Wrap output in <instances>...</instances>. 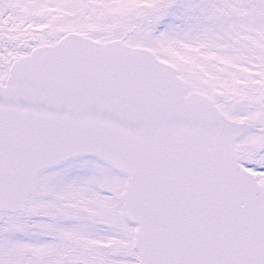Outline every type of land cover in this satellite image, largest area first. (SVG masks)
Segmentation results:
<instances>
[{
	"label": "snow or ice",
	"instance_id": "1",
	"mask_svg": "<svg viewBox=\"0 0 264 264\" xmlns=\"http://www.w3.org/2000/svg\"><path fill=\"white\" fill-rule=\"evenodd\" d=\"M0 264H264V0H0Z\"/></svg>",
	"mask_w": 264,
	"mask_h": 264
}]
</instances>
